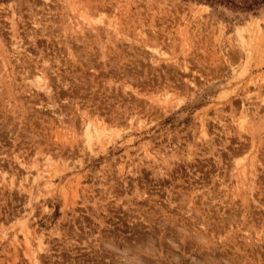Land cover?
<instances>
[{"label": "rangeland", "instance_id": "374dc122", "mask_svg": "<svg viewBox=\"0 0 264 264\" xmlns=\"http://www.w3.org/2000/svg\"><path fill=\"white\" fill-rule=\"evenodd\" d=\"M233 2L0 0V264H264V3Z\"/></svg>", "mask_w": 264, "mask_h": 264}, {"label": "trees", "instance_id": "16d2710c", "mask_svg": "<svg viewBox=\"0 0 264 264\" xmlns=\"http://www.w3.org/2000/svg\"><path fill=\"white\" fill-rule=\"evenodd\" d=\"M204 2H208V3H217V4H226V5H231L234 7H237L233 0H202ZM244 3H246L245 6L242 7V9L244 10H251L252 7L257 6L259 4L264 3V0H243Z\"/></svg>", "mask_w": 264, "mask_h": 264}, {"label": "bare ground", "instance_id": "6f19581e", "mask_svg": "<svg viewBox=\"0 0 264 264\" xmlns=\"http://www.w3.org/2000/svg\"><path fill=\"white\" fill-rule=\"evenodd\" d=\"M87 127V126H86ZM96 130V129H95ZM94 131V130H93ZM97 131V130H96ZM84 132H86V135L88 136V135H90V132H91V130L90 129H88V128H85V131ZM94 133V132H93ZM91 137V136H90ZM89 139H91V138H89ZM87 141H89V140H87ZM105 241V240H104ZM108 245V244H107ZM110 246V245H109Z\"/></svg>", "mask_w": 264, "mask_h": 264}]
</instances>
